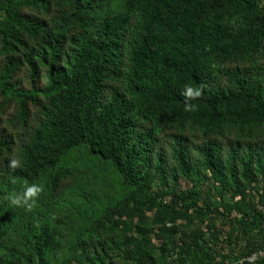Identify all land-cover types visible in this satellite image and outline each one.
I'll return each instance as SVG.
<instances>
[{
  "label": "rangeland",
  "instance_id": "obj_1",
  "mask_svg": "<svg viewBox=\"0 0 264 264\" xmlns=\"http://www.w3.org/2000/svg\"><path fill=\"white\" fill-rule=\"evenodd\" d=\"M43 1L40 8L15 9L40 26L41 33L30 37L20 32L13 53L2 54L0 42V69L8 58L20 65L8 85L36 93L24 122L17 119L18 101L0 93V264H29V257L30 264H251L250 253L264 252V0H224L220 10L215 3L209 5L206 35L214 50L205 78L207 92L211 97L226 95L245 81L259 99L237 107L236 119L219 129L190 120L178 124L183 111L167 92L158 94L151 109L134 108L124 77L128 43L142 34L139 4L81 0L94 11L85 13L80 25L64 24L73 12L68 0ZM124 14L128 24L120 74L105 82L99 104L123 94L131 105L123 116L132 122L127 150L136 151L137 140L150 137L145 157L122 178L109 162L72 140L51 168L31 169L25 147L43 111L61 92H47L49 68L69 73L76 43L92 39L105 17ZM56 38L61 42L53 56ZM186 86H179L184 100ZM209 148L215 149L211 169L203 156ZM13 159L20 167H9ZM24 181L44 189L31 209L8 199L23 194ZM253 264H264V258Z\"/></svg>",
  "mask_w": 264,
  "mask_h": 264
},
{
  "label": "trees",
  "instance_id": "obj_2",
  "mask_svg": "<svg viewBox=\"0 0 264 264\" xmlns=\"http://www.w3.org/2000/svg\"><path fill=\"white\" fill-rule=\"evenodd\" d=\"M68 1L73 12L64 24L76 22L84 25V14L92 13L94 8L81 0ZM131 3L140 5L142 16V34L136 42L128 43L129 66L124 77V89L133 100L134 108L151 109L155 105L151 103L158 94L167 92L175 96L183 111L178 124L190 120L202 128L219 129L224 122L236 119L237 107H249L251 101L258 99L248 89L247 82L242 81L237 83V91L215 97H211L205 87L200 99L189 101L198 106L197 110L184 111L185 100L180 97L179 86L205 85L214 50L212 39H207L206 35L211 14L209 5L215 3L220 10L225 5L224 0H128V4ZM19 6L36 9L43 7L44 1L22 0L15 4L13 0H4V5H0V12L4 15L0 22L2 54L16 51L20 32L30 37L42 32L40 26L16 13ZM127 24L126 14L105 17L92 39L76 43L69 73L49 68L47 92L53 89L61 92L43 111V120L25 147L26 161L31 169L42 171L51 168L72 146V140L86 145L89 154H96L109 162L122 178L145 157L152 143L150 137L138 139L136 151L127 150L132 122L123 116L131 105L123 94H112L107 104H99L105 82L120 74L121 48ZM261 26L264 27V19ZM243 38L241 45L245 43ZM60 42L57 38L54 40L53 56ZM19 68L17 60H6L0 69V93L5 98L18 101L17 119L24 122L27 105L36 103V93L15 90L8 85ZM98 109L100 114L96 116ZM213 152L215 149L209 148L203 154L204 164L210 169L215 158ZM52 156L53 160L48 163L46 159ZM123 185L128 186V183L123 181ZM28 260L30 264L31 257Z\"/></svg>",
  "mask_w": 264,
  "mask_h": 264
},
{
  "label": "clouds",
  "instance_id": "obj_3",
  "mask_svg": "<svg viewBox=\"0 0 264 264\" xmlns=\"http://www.w3.org/2000/svg\"><path fill=\"white\" fill-rule=\"evenodd\" d=\"M206 86L201 84L197 85L196 87H191V86H186L184 92L182 95L185 96V104H184V111L185 112H193L197 110V105L189 103V101L192 100H198L202 97L203 95V89ZM9 167L10 168H18L20 167V162L17 159H13L9 162ZM24 190L23 194H12L11 196L8 197L12 205L15 206H20L21 204L26 205L29 209H31L34 204L36 198L39 197V195L43 192V186L38 183H31L29 184L28 181H24ZM29 201H32V203H29Z\"/></svg>",
  "mask_w": 264,
  "mask_h": 264
},
{
  "label": "built area",
  "instance_id": "obj_4",
  "mask_svg": "<svg viewBox=\"0 0 264 264\" xmlns=\"http://www.w3.org/2000/svg\"><path fill=\"white\" fill-rule=\"evenodd\" d=\"M262 258H264V252H253L249 254L247 261L253 264Z\"/></svg>",
  "mask_w": 264,
  "mask_h": 264
}]
</instances>
